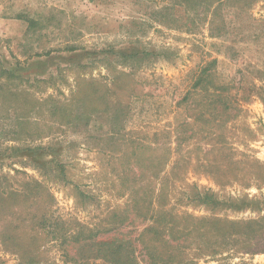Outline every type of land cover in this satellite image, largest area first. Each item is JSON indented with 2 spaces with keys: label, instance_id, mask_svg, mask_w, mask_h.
<instances>
[{
  "label": "rangeland",
  "instance_id": "374dc122",
  "mask_svg": "<svg viewBox=\"0 0 264 264\" xmlns=\"http://www.w3.org/2000/svg\"><path fill=\"white\" fill-rule=\"evenodd\" d=\"M122 240L264 264V0H0V264Z\"/></svg>",
  "mask_w": 264,
  "mask_h": 264
},
{
  "label": "trees",
  "instance_id": "16d2710c",
  "mask_svg": "<svg viewBox=\"0 0 264 264\" xmlns=\"http://www.w3.org/2000/svg\"><path fill=\"white\" fill-rule=\"evenodd\" d=\"M185 1L189 3L191 0H185ZM9 195L10 196L14 195V193H10ZM42 223L43 222H41V224ZM133 241L135 242L136 239H134ZM132 247H133V243L126 240L125 241L122 240L120 243L113 244L112 246L109 247V252H108L109 258H105V259L108 261L109 264H137L133 262V260L130 258L133 255L130 253L131 251L129 250V248ZM146 252L148 254V250H146ZM171 263L172 261L171 262L165 261V262H161L160 264H171ZM149 264H152V262H149Z\"/></svg>",
  "mask_w": 264,
  "mask_h": 264
}]
</instances>
